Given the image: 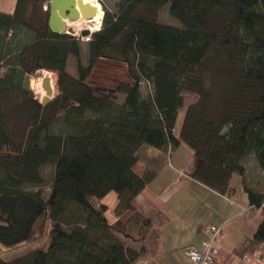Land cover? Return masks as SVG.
Here are the masks:
<instances>
[{
  "label": "trees",
  "instance_id": "obj_1",
  "mask_svg": "<svg viewBox=\"0 0 264 264\" xmlns=\"http://www.w3.org/2000/svg\"><path fill=\"white\" fill-rule=\"evenodd\" d=\"M47 1L34 19L42 0L0 12V243L49 245L0 264H136L143 253L126 241L143 242L153 226L135 205L148 181L134 167L144 145L169 158L187 146L194 179L223 195L239 176L264 216V183L248 185L241 162L254 156L264 171V0H119L89 42L51 33ZM165 7L180 26L160 20ZM100 60L123 63L126 77L92 82ZM40 70L55 75L45 105L28 87ZM47 165L45 199L35 188ZM111 192L112 222L97 203ZM254 236L264 243V217Z\"/></svg>",
  "mask_w": 264,
  "mask_h": 264
},
{
  "label": "crops",
  "instance_id": "obj_2",
  "mask_svg": "<svg viewBox=\"0 0 264 264\" xmlns=\"http://www.w3.org/2000/svg\"><path fill=\"white\" fill-rule=\"evenodd\" d=\"M16 3L17 0H0V12L12 14ZM139 152L140 160L134 167L148 181L135 198V205L152 220L153 226L143 242L126 241L143 253L136 264H191L185 249H201L211 225H222L223 229L216 264L259 263L264 243L254 235L263 221V209L250 204L241 180L235 182L233 178L235 192L231 195L220 194L198 182L193 177L198 160L183 144L170 152V158L165 151L149 145L142 146ZM252 160L254 165L246 169L250 186L261 182L255 173L256 161ZM252 176L255 180L249 183ZM117 199L111 204L97 201L108 205L110 222L116 219L112 209Z\"/></svg>",
  "mask_w": 264,
  "mask_h": 264
},
{
  "label": "rangeland",
  "instance_id": "obj_3",
  "mask_svg": "<svg viewBox=\"0 0 264 264\" xmlns=\"http://www.w3.org/2000/svg\"><path fill=\"white\" fill-rule=\"evenodd\" d=\"M97 1L100 3L101 8L103 10V13L105 14V10H108L110 12H114L115 11L114 7L116 6V4L118 3L119 0H97ZM48 8H49V2L47 0H42V3H39L36 7H30V9L28 11L29 12V18L34 19L35 14L37 12L45 13V11H47ZM104 14H103V17H104ZM159 17H160V20L164 23H167L169 25H173L176 27L180 26V23L169 15L168 7H165L162 10L161 15ZM102 24H103V20H102L100 29L102 27ZM70 26H71L70 32L73 30L74 31L79 30L76 27L72 28L73 27L72 25H70ZM85 30H88L90 32L98 31V30L92 31L91 29L87 28V29L80 30L79 33H83ZM81 44H82L81 59H82L83 64L86 65V62L88 60V52H87L88 50H87L85 43H81ZM75 62H76V60L73 57H71L67 63V72H69L70 74L72 73L73 75H77L76 74L77 73V69H76L77 65ZM40 71H44V70H40ZM40 71H38L36 74L30 76V82H29V86H28L32 90L34 97L36 99H38L39 101L41 100V97L39 94L35 93V91L32 87V80H34L38 77L37 75L39 74ZM125 71H126L125 65L121 62L120 63L119 62L113 63V62H110V60H105V61L102 60V62H100L95 69V72H94L93 77H92V82L97 83V84H102V85H110V86L116 85V83L118 84V82H121L126 77L127 73ZM47 72H49V71H47ZM49 73L52 77V81L54 82V79H55L54 73H52V72H49ZM142 88H143L144 92L150 91L149 85L147 83L146 84L144 83ZM123 99H124V96L119 95L118 100L121 102V101H123ZM183 116H184V113L181 112L179 114L178 121L176 123L175 133L179 132ZM251 157L255 160L254 156H248V158L245 157V159L243 161H241L242 164H244V165H246L248 162H250L246 166L247 170H249L251 168L252 164L254 165V161L252 160ZM53 170H54L53 165L45 166L42 169V173H43V176L45 179V181H44L45 183L42 187L35 188V190H41V193L43 194V197L45 199H47L51 193L50 191H51V186H52V182H53V178H54V171ZM255 173H257L256 174L257 179L261 180V182L264 183V171L263 170H259V171L257 170V171H255ZM253 177L254 176H252V178L251 177L249 178V180H248L249 183L254 182L255 179ZM239 180H241L240 177L236 175L234 177L233 181L238 182ZM251 184H253V183H251ZM240 185H241V183H240ZM115 199H117V194L115 192H111L104 199H102V201L106 204H111V202L113 203L115 201ZM48 245H49V243L47 240L44 242H40V243H22V244L13 246V247H6L2 243H0V259L12 260V259L17 258L19 256L27 254V253L35 250V249H39V248L47 249ZM185 251H186V249H185Z\"/></svg>",
  "mask_w": 264,
  "mask_h": 264
},
{
  "label": "water",
  "instance_id": "obj_4",
  "mask_svg": "<svg viewBox=\"0 0 264 264\" xmlns=\"http://www.w3.org/2000/svg\"><path fill=\"white\" fill-rule=\"evenodd\" d=\"M49 20L48 25L51 33L70 35L65 20L74 21L79 18L92 19L97 14V8L84 0H49ZM52 79L46 77L43 80V87L47 95L41 98L40 103L47 104L55 92V87L51 86ZM53 82V81H52ZM54 83V82H53ZM54 85V84H53Z\"/></svg>",
  "mask_w": 264,
  "mask_h": 264
},
{
  "label": "built area",
  "instance_id": "obj_5",
  "mask_svg": "<svg viewBox=\"0 0 264 264\" xmlns=\"http://www.w3.org/2000/svg\"><path fill=\"white\" fill-rule=\"evenodd\" d=\"M78 31H71L70 27L68 28V33L72 36H75L82 42H89L92 38V33L88 30H85L83 33ZM222 225H211L209 228V236L207 239L203 240L202 248H188L185 253L190 260L191 264H216L217 258L219 255V242L221 241V236L223 234ZM258 264H264V253L261 256Z\"/></svg>",
  "mask_w": 264,
  "mask_h": 264
},
{
  "label": "bare ground",
  "instance_id": "obj_6",
  "mask_svg": "<svg viewBox=\"0 0 264 264\" xmlns=\"http://www.w3.org/2000/svg\"><path fill=\"white\" fill-rule=\"evenodd\" d=\"M86 3H90L93 6H95L98 10H97V14L94 18L92 19H84V18H79L78 20H74V21H69V20H65L66 21V25L67 27L71 28L70 25H72V28H78V29H91L93 30H100V26L102 23L103 19V10L101 8L100 3L97 0H84ZM38 77L34 80H32V87L35 91V93L39 94L41 98H43L44 96L47 95L46 90L44 89L43 85V80L46 77H51L50 73L47 71H40L39 74L37 75ZM51 86H53V82L51 81Z\"/></svg>",
  "mask_w": 264,
  "mask_h": 264
}]
</instances>
